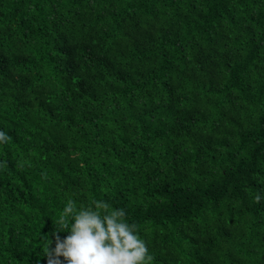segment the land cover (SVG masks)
I'll return each mask as SVG.
<instances>
[{"label":"trees","instance_id":"obj_1","mask_svg":"<svg viewBox=\"0 0 264 264\" xmlns=\"http://www.w3.org/2000/svg\"><path fill=\"white\" fill-rule=\"evenodd\" d=\"M0 131V264L69 199L152 264H264V0H0Z\"/></svg>","mask_w":264,"mask_h":264},{"label":"clouds","instance_id":"obj_2","mask_svg":"<svg viewBox=\"0 0 264 264\" xmlns=\"http://www.w3.org/2000/svg\"><path fill=\"white\" fill-rule=\"evenodd\" d=\"M10 139L0 131V143ZM255 200L259 202L260 196ZM56 223L54 247L49 240L44 249L48 264H152L154 259L138 235V226L127 222L123 209L105 201L77 206L69 199ZM63 231L70 234L61 237Z\"/></svg>","mask_w":264,"mask_h":264}]
</instances>
